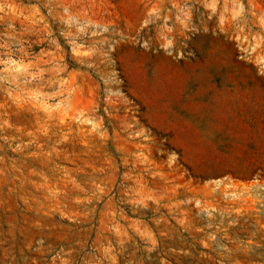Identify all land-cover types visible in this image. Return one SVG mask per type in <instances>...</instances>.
<instances>
[{
    "label": "rangeland",
    "instance_id": "obj_1",
    "mask_svg": "<svg viewBox=\"0 0 264 264\" xmlns=\"http://www.w3.org/2000/svg\"><path fill=\"white\" fill-rule=\"evenodd\" d=\"M0 264H264V0H0Z\"/></svg>",
    "mask_w": 264,
    "mask_h": 264
}]
</instances>
